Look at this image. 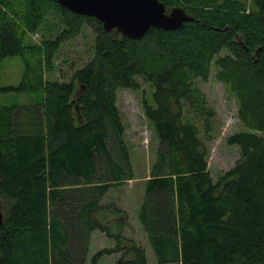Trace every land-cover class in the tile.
<instances>
[{
	"label": "trees",
	"instance_id": "16d2710c",
	"mask_svg": "<svg viewBox=\"0 0 264 264\" xmlns=\"http://www.w3.org/2000/svg\"><path fill=\"white\" fill-rule=\"evenodd\" d=\"M159 1L193 21L130 39L58 0H0V64L20 56L24 66L17 86L2 87L0 72V264H86L95 231L116 245L93 264L118 253L119 264H149L124 234L127 211L105 202L135 179L117 91L138 90L139 79L153 91L144 111L160 142L138 212L156 263L264 264V0ZM54 12L62 33L29 42ZM86 25L96 33L91 61L69 81H45L53 55ZM214 67L250 130L227 138L240 154L216 183L215 110L198 85ZM6 92L46 100L8 106Z\"/></svg>",
	"mask_w": 264,
	"mask_h": 264
},
{
	"label": "rangeland",
	"instance_id": "374dc122",
	"mask_svg": "<svg viewBox=\"0 0 264 264\" xmlns=\"http://www.w3.org/2000/svg\"><path fill=\"white\" fill-rule=\"evenodd\" d=\"M247 4L250 6V1ZM64 30L62 18L51 13L36 34L28 35V41L41 45L45 40L55 39ZM94 29L86 25L81 33L62 43L52 57V64L44 71L45 81H69L75 68H82L95 54ZM1 86H17L23 77L24 66L20 56L9 57L0 64ZM138 90L121 88L117 91V105L121 111L125 125V141L129 147L131 161L134 168L135 179L124 184L123 187L114 189L105 202L116 203L129 214L131 228L124 230L126 237L136 240L146 250L149 264H157L154 252L148 242L146 232L138 218V212L144 196L145 181L150 176L151 166L154 163L160 147L154 130L146 118L144 111L145 99L152 100V89L141 79ZM198 85L208 97L215 110L214 131L209 147V170L213 181L216 183L218 176L231 169L239 158V149L227 143V138L240 131L250 130L243 125L238 116V102L228 85L216 78V69L213 68L209 80H199ZM2 103L11 106L15 102L20 105L32 104L34 100L43 103L46 100L43 94H18L6 92L1 95ZM5 200L0 198L1 210ZM116 241L105 234L95 231L92 235L86 264H93V256L104 248L114 247ZM122 257V256H121ZM103 264L118 263L120 258L115 256L104 257ZM124 263L127 259L124 258ZM126 264V263H125Z\"/></svg>",
	"mask_w": 264,
	"mask_h": 264
},
{
	"label": "water",
	"instance_id": "95a60500",
	"mask_svg": "<svg viewBox=\"0 0 264 264\" xmlns=\"http://www.w3.org/2000/svg\"><path fill=\"white\" fill-rule=\"evenodd\" d=\"M58 3L71 12L94 17L107 32L117 29L130 39H140L152 28L178 30L193 21L182 8L168 13L159 0H58ZM3 219L0 206V226Z\"/></svg>",
	"mask_w": 264,
	"mask_h": 264
},
{
	"label": "crops",
	"instance_id": "0c3cea01",
	"mask_svg": "<svg viewBox=\"0 0 264 264\" xmlns=\"http://www.w3.org/2000/svg\"><path fill=\"white\" fill-rule=\"evenodd\" d=\"M39 102H40L39 100H34V103L30 104V108L32 109L34 105H38ZM130 223H131V222H130ZM131 225H132V223H131ZM131 227H132V226H131ZM112 256H115V257H117V258H121V254H120V253H118V254H114V255H112ZM103 260H105V259H101V260L99 261L98 264H103V262H105V261H103ZM125 263H127V262H125ZM114 264H119V263H114Z\"/></svg>",
	"mask_w": 264,
	"mask_h": 264
}]
</instances>
